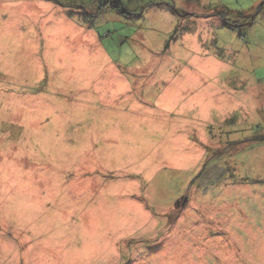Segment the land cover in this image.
<instances>
[{
    "label": "rangeland",
    "instance_id": "rangeland-1",
    "mask_svg": "<svg viewBox=\"0 0 264 264\" xmlns=\"http://www.w3.org/2000/svg\"><path fill=\"white\" fill-rule=\"evenodd\" d=\"M0 264H264V0H0Z\"/></svg>",
    "mask_w": 264,
    "mask_h": 264
},
{
    "label": "trees",
    "instance_id": "trees-1",
    "mask_svg": "<svg viewBox=\"0 0 264 264\" xmlns=\"http://www.w3.org/2000/svg\"><path fill=\"white\" fill-rule=\"evenodd\" d=\"M188 1H195V0H188Z\"/></svg>",
    "mask_w": 264,
    "mask_h": 264
}]
</instances>
